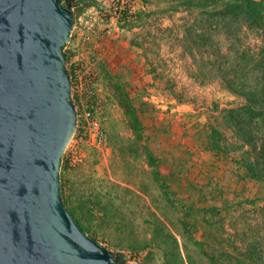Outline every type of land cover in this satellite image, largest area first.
I'll return each instance as SVG.
<instances>
[{"label":"rangeland","instance_id":"obj_1","mask_svg":"<svg viewBox=\"0 0 264 264\" xmlns=\"http://www.w3.org/2000/svg\"><path fill=\"white\" fill-rule=\"evenodd\" d=\"M143 2L125 26L106 27L95 0L73 10L87 33L80 50L97 74L94 117L105 138L97 146L86 129L81 164L62 163V198L85 233L125 264L211 263L199 240L211 255L215 246L264 264V181L241 178L240 142L216 121L222 109L247 102L210 73L216 48L224 52L230 42L214 35L212 10L198 0ZM202 23L206 40L198 37ZM242 39L258 52L264 46L250 30ZM123 100L138 115V132ZM211 125L226 134V152L208 149ZM213 206L219 215L204 212Z\"/></svg>","mask_w":264,"mask_h":264},{"label":"water","instance_id":"obj_2","mask_svg":"<svg viewBox=\"0 0 264 264\" xmlns=\"http://www.w3.org/2000/svg\"><path fill=\"white\" fill-rule=\"evenodd\" d=\"M64 0H0V264H125L67 209L60 172L77 127Z\"/></svg>","mask_w":264,"mask_h":264},{"label":"trees","instance_id":"obj_3","mask_svg":"<svg viewBox=\"0 0 264 264\" xmlns=\"http://www.w3.org/2000/svg\"><path fill=\"white\" fill-rule=\"evenodd\" d=\"M198 2L200 6L210 7L212 10L214 35L222 33L230 42L224 52L215 45L217 58L222 61L219 62L220 60L217 61L216 58L209 64L211 76L214 80L226 84L232 92L245 96L247 100L244 104L222 109L216 121H223L226 128L231 130L233 136L240 142L244 156L240 161L244 170L241 178L246 181H264V46L258 52L245 46L242 39L244 31L250 30L256 34L257 40L264 43V0H198ZM64 5L67 6L65 3ZM200 26L202 31L198 37L200 40H206L207 28L204 23ZM209 41L213 43L214 40ZM65 51L69 53L68 48ZM251 77H254V82L249 80ZM123 105L130 128L138 132L140 130L138 115L127 100H123ZM208 129L211 131L208 135V149L216 153L226 152L221 144L227 139L226 134L215 125L209 126ZM67 209L74 217L73 212L68 207ZM204 212L219 215L220 209L213 206L204 209ZM196 244L205 256V261L212 260L208 264H246L244 259L231 253H220L215 246L211 255L202 240L196 241Z\"/></svg>","mask_w":264,"mask_h":264},{"label":"built area","instance_id":"obj_4","mask_svg":"<svg viewBox=\"0 0 264 264\" xmlns=\"http://www.w3.org/2000/svg\"><path fill=\"white\" fill-rule=\"evenodd\" d=\"M93 8L97 11L100 21L109 27L125 26L138 12L145 9V6L143 0H95ZM79 20L82 18L79 17ZM86 36L87 33L82 31L75 21L71 34L75 42L71 47L70 43L67 46L69 53L66 68L71 81V98L76 109L77 127L62 162L69 170L76 168L84 159L83 144L88 127H91L90 138L93 144L100 146L105 138L101 123L94 117L98 98L97 74L85 52L80 50Z\"/></svg>","mask_w":264,"mask_h":264},{"label":"flooded vegetation","instance_id":"obj_5","mask_svg":"<svg viewBox=\"0 0 264 264\" xmlns=\"http://www.w3.org/2000/svg\"><path fill=\"white\" fill-rule=\"evenodd\" d=\"M86 2V0H64V3L67 6H71L72 10H74V8L82 3Z\"/></svg>","mask_w":264,"mask_h":264}]
</instances>
